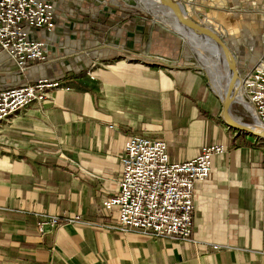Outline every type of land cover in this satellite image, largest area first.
Masks as SVG:
<instances>
[{
  "label": "crops",
  "instance_id": "crops-1",
  "mask_svg": "<svg viewBox=\"0 0 264 264\" xmlns=\"http://www.w3.org/2000/svg\"><path fill=\"white\" fill-rule=\"evenodd\" d=\"M100 8V31L68 20L74 11L63 8L51 31L37 33L48 43L44 63L24 74L10 62L0 67V89L43 77L69 86L0 121V264H264V140L222 119L224 68L215 65L213 91L201 73L152 59L149 25L115 28L124 10ZM97 39L108 48L86 54ZM159 42L166 51L165 33ZM241 114L231 116L240 122ZM133 134L164 140L170 162L224 146L208 177L194 182L191 241L114 228L116 207L102 202L118 190ZM40 214L80 222L40 234Z\"/></svg>",
  "mask_w": 264,
  "mask_h": 264
},
{
  "label": "built area",
  "instance_id": "built-area-1",
  "mask_svg": "<svg viewBox=\"0 0 264 264\" xmlns=\"http://www.w3.org/2000/svg\"><path fill=\"white\" fill-rule=\"evenodd\" d=\"M104 2L110 9L117 6L126 13L141 5L139 0ZM58 17L56 0H0V67L10 62L13 70L24 74L44 63L48 43L37 33L51 31ZM135 17L144 20L143 16ZM122 24L115 21L114 27ZM91 46L84 50L86 54L108 48L105 40L98 39ZM62 82L43 77L1 88L0 121L32 102H43L50 89L68 91L69 86ZM239 95L242 103L237 104L254 123L264 126V53L250 70L240 74ZM223 150L222 144L202 146L193 158L170 162L164 140L129 136L119 158L118 190L102 202L105 208L116 207L114 228L154 239L191 241L194 182L208 177L212 155ZM76 222H80L77 215L40 214L36 225L42 234L46 227Z\"/></svg>",
  "mask_w": 264,
  "mask_h": 264
},
{
  "label": "rangeland",
  "instance_id": "rangeland-1",
  "mask_svg": "<svg viewBox=\"0 0 264 264\" xmlns=\"http://www.w3.org/2000/svg\"><path fill=\"white\" fill-rule=\"evenodd\" d=\"M104 1L106 0H56L58 16L61 17V15L66 14L63 12V8H71L74 12L70 14L71 16L67 17L68 20L78 21V18H80L79 21L84 22V25L88 24L90 28L92 26L91 31H100L99 27L102 26V22H100L102 21V9L100 5L105 8L104 10L110 8L108 5H105ZM180 1L187 15L192 20L215 30L228 45L235 58L239 80L240 74H244L250 70L259 57H262L264 53V0ZM81 5H85L86 8H92V10H85L83 12V10H79L81 9ZM121 13L113 20L121 24L128 23L129 25L126 24L127 26H130V23L150 26L151 31L154 32L150 39L152 59L156 58L158 61L161 58L166 64L176 60L177 64L183 69L201 73L206 79L207 85L212 89L210 77L206 70L201 67L200 54H202V51L192 44V40H185L181 34L175 31V27L171 23L166 26L160 23L161 21H157L154 15L141 5L133 8L131 12L126 13L122 11ZM123 15L126 16L124 17ZM136 15L143 16L144 20H138L135 17ZM62 18L65 17L62 16ZM110 23L105 26L107 29L104 32L111 30ZM160 33H165L166 35L168 41L166 51L164 46L159 42ZM91 47L89 46V48ZM217 66L220 65L217 64ZM232 110H238L242 113L243 120L240 122L254 123L242 105L234 103L231 106V114Z\"/></svg>",
  "mask_w": 264,
  "mask_h": 264
},
{
  "label": "water",
  "instance_id": "water-1",
  "mask_svg": "<svg viewBox=\"0 0 264 264\" xmlns=\"http://www.w3.org/2000/svg\"><path fill=\"white\" fill-rule=\"evenodd\" d=\"M164 5L170 11L173 22L177 27L175 31L183 36L185 40H189L187 33L190 36L197 37L199 39L211 40L217 49L223 54L226 66L228 70L229 80H233L232 86L225 89L218 94V98L221 104V117L226 124L238 131L248 133L256 138L264 139V126L259 124H250L244 122H237L231 116V106L236 103L237 93L240 87V80L236 69V62L233 53L229 49L228 45L221 39L219 34L210 28L199 24L192 20L185 11H183V5L179 0H162ZM181 31V32H180Z\"/></svg>",
  "mask_w": 264,
  "mask_h": 264
},
{
  "label": "bare ground",
  "instance_id": "bare-ground-1",
  "mask_svg": "<svg viewBox=\"0 0 264 264\" xmlns=\"http://www.w3.org/2000/svg\"><path fill=\"white\" fill-rule=\"evenodd\" d=\"M139 3L144 8L148 9L154 15V17L157 21H161L160 23H162L166 26H168L171 23L172 25H174L175 29L177 30V27L173 22V17L171 15L170 11L168 10V8L162 2V0H139ZM183 11H185L184 8H183ZM184 34L187 35L190 40H192V44L196 48L201 49L202 54H200V56H201L200 57L201 58L200 63L202 65L203 69L206 70V72L208 73V75L210 77V80H211L210 84H213L215 87L216 86L219 87L217 80H216L215 65L218 64V65L222 66L226 70L227 77H228V70H227L226 61H225L223 54L217 49V47L214 45V43L211 40L199 39L197 37L190 36L187 33H184ZM232 84H233V80L232 79L229 80V77H228L224 90L229 88L230 86H232ZM237 95H238V97H236V103H239V102L242 103V101L240 99L239 91H238Z\"/></svg>",
  "mask_w": 264,
  "mask_h": 264
}]
</instances>
